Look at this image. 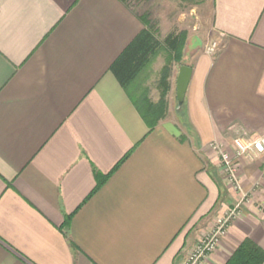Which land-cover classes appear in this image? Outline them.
<instances>
[{
  "label": "crops",
  "instance_id": "0c3cea01",
  "mask_svg": "<svg viewBox=\"0 0 264 264\" xmlns=\"http://www.w3.org/2000/svg\"><path fill=\"white\" fill-rule=\"evenodd\" d=\"M210 1L218 51L185 63L182 108L173 67L170 108L150 122L147 67L127 88L111 71L145 27L131 4L0 0V264H183L242 194L204 264L248 239L264 253V154L235 149L264 133V0Z\"/></svg>",
  "mask_w": 264,
  "mask_h": 264
},
{
  "label": "rangeland",
  "instance_id": "374dc122",
  "mask_svg": "<svg viewBox=\"0 0 264 264\" xmlns=\"http://www.w3.org/2000/svg\"><path fill=\"white\" fill-rule=\"evenodd\" d=\"M131 5L138 14L149 16L153 30L161 40L170 33H181L185 37V47L180 61L172 60V54L170 55L167 49L163 47L152 63L143 71V75L140 76V79L143 80L144 76L148 75V86L151 91L148 93H153V96L159 101L161 97L159 81L162 78L163 69L166 67L170 68V87L165 96L169 109L170 95L174 88L171 87L170 81L174 72L173 67L175 72L178 71V67L181 64H185L190 60L195 49H203L205 52L206 44L217 36L213 27L212 3L210 0H132ZM157 78L158 82H155ZM175 94L176 92L173 93L171 99L173 101V104H171V115L176 106L175 101L177 102ZM218 216L219 214L213 216L211 220L213 224ZM211 228L205 231L200 238L208 234Z\"/></svg>",
  "mask_w": 264,
  "mask_h": 264
},
{
  "label": "trees",
  "instance_id": "16d2710c",
  "mask_svg": "<svg viewBox=\"0 0 264 264\" xmlns=\"http://www.w3.org/2000/svg\"><path fill=\"white\" fill-rule=\"evenodd\" d=\"M122 1L126 4H131L132 2V0ZM138 15L145 25L144 29H142L132 43L122 52L111 67V71L124 88H127L152 63L153 59L163 47L167 49L170 55L172 54V60L177 61L182 59V52L185 47V37L183 34L170 33L161 40L153 30L148 18L149 16L146 14ZM169 72V67L163 69L162 78L159 81V87L161 89L159 101L153 103L150 99L146 100L145 115L148 120L150 119V122H153V119L159 121L167 114L168 101L165 96L170 87ZM263 260L264 253L262 250L248 239L237 248L226 264H262Z\"/></svg>",
  "mask_w": 264,
  "mask_h": 264
},
{
  "label": "built area",
  "instance_id": "2783aa9c",
  "mask_svg": "<svg viewBox=\"0 0 264 264\" xmlns=\"http://www.w3.org/2000/svg\"><path fill=\"white\" fill-rule=\"evenodd\" d=\"M218 48L219 41L217 38H213L206 44L205 52L207 54H215L218 51ZM209 147L219 160V166L225 176L227 184H229L233 190L241 193L242 189L238 176V164L222 144L211 142ZM235 149L236 156L239 158L244 156L251 158L264 154V133L250 140L242 138L236 139ZM246 199L247 195L242 194L238 203L224 211L215 219L208 234L199 238L197 243L183 260V264H204L205 259L217 249L221 241L227 236L232 221L240 216L242 205ZM262 211H264V207L262 208Z\"/></svg>",
  "mask_w": 264,
  "mask_h": 264
},
{
  "label": "water",
  "instance_id": "95a60500",
  "mask_svg": "<svg viewBox=\"0 0 264 264\" xmlns=\"http://www.w3.org/2000/svg\"><path fill=\"white\" fill-rule=\"evenodd\" d=\"M193 68L188 64H181L178 67V76L176 79L178 106L182 107L186 98Z\"/></svg>",
  "mask_w": 264,
  "mask_h": 264
}]
</instances>
